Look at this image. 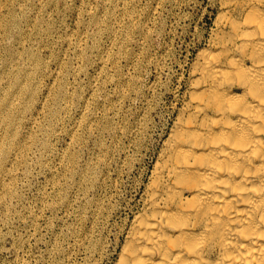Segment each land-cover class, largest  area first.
Returning a JSON list of instances; mask_svg holds the SVG:
<instances>
[{"label": "rangeland", "instance_id": "1", "mask_svg": "<svg viewBox=\"0 0 264 264\" xmlns=\"http://www.w3.org/2000/svg\"><path fill=\"white\" fill-rule=\"evenodd\" d=\"M221 0H0V264H113Z\"/></svg>", "mask_w": 264, "mask_h": 264}, {"label": "bare ground", "instance_id": "2", "mask_svg": "<svg viewBox=\"0 0 264 264\" xmlns=\"http://www.w3.org/2000/svg\"><path fill=\"white\" fill-rule=\"evenodd\" d=\"M215 25L113 264H264V0Z\"/></svg>", "mask_w": 264, "mask_h": 264}]
</instances>
